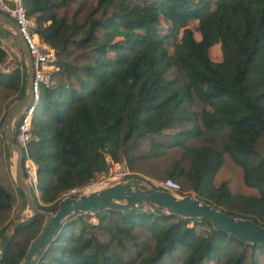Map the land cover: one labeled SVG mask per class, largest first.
<instances>
[{"label": "trees", "instance_id": "obj_1", "mask_svg": "<svg viewBox=\"0 0 264 264\" xmlns=\"http://www.w3.org/2000/svg\"><path fill=\"white\" fill-rule=\"evenodd\" d=\"M23 5L57 67L53 84L40 90L25 146L36 167L30 190L38 209L54 212L63 191L125 161L131 171L170 179L180 193L264 226V0ZM214 44L219 61L208 56ZM24 69L0 72V122L24 93ZM34 191L49 205L38 204ZM16 207H24L23 193L0 129V236ZM42 221L36 214L13 226L0 264H19ZM190 223L149 209L77 215L36 264H264V243L240 241L207 221L198 222L210 227L201 235Z\"/></svg>", "mask_w": 264, "mask_h": 264}, {"label": "water", "instance_id": "obj_2", "mask_svg": "<svg viewBox=\"0 0 264 264\" xmlns=\"http://www.w3.org/2000/svg\"><path fill=\"white\" fill-rule=\"evenodd\" d=\"M0 27L6 29L19 49L24 63V93L13 100L5 109L0 122L3 135L6 161L14 186L23 193L24 207L9 223L0 236V252L13 226L26 220L28 216L42 215L43 221L37 234L29 241L19 264H36L47 246L56 237L62 226L69 220L81 214H95L102 210H118L129 213L133 210H146L156 214H174L197 222L207 221L215 231L250 244L264 243V226L248 218L234 217L205 203L191 194L175 195L166 190L151 188L145 182L128 178L77 197L66 196L57 202L54 212H47L36 207L30 186L21 169V150L13 139V126L30 101L31 66L26 46L21 39L15 23L9 17L0 13ZM38 101L35 104L37 106ZM29 216V217H30Z\"/></svg>", "mask_w": 264, "mask_h": 264}, {"label": "built area", "instance_id": "obj_3", "mask_svg": "<svg viewBox=\"0 0 264 264\" xmlns=\"http://www.w3.org/2000/svg\"><path fill=\"white\" fill-rule=\"evenodd\" d=\"M0 13L12 19L17 27V31L23 40L31 66V80H30V101L23 108L13 126V139L21 150L22 173L29 184L35 187L36 184V167L34 162L27 156L25 146L31 137L32 118L35 109V104L38 101L41 88H48L53 84L52 71L56 70L55 65V51L48 46L34 31L33 21L27 17L23 5V0H0ZM0 49L4 56L0 61V72L8 73L13 70H22V59L19 49L16 44L1 41ZM106 160H108L106 158ZM127 177L139 179L151 188L158 190H166L175 195H183L180 193L179 185L170 179H153L131 171L125 161L119 163H109L106 171L95 172L92 177L84 183L73 186L60 195V198L70 196L77 197L80 194L90 193L100 190L111 184L122 182ZM128 179V178H127ZM203 225L201 229L203 232H197L205 235L210 227L206 223H199ZM205 226V228H204Z\"/></svg>", "mask_w": 264, "mask_h": 264}, {"label": "rangeland", "instance_id": "obj_4", "mask_svg": "<svg viewBox=\"0 0 264 264\" xmlns=\"http://www.w3.org/2000/svg\"><path fill=\"white\" fill-rule=\"evenodd\" d=\"M147 1H150V0H147ZM187 26L192 30V34H193L194 38L195 39H199L198 32L196 31V28H195L196 27V20H190ZM5 30L6 29H4L3 27H0V44H1V41L10 42L12 44H15L13 38L9 35L8 31H5ZM20 56H21V53H20ZM208 56H209V58L212 61H219L221 59V54H220V50H219V45L218 44H214V45H212L209 48V50H208ZM21 59H22V64L24 65L22 56H21ZM127 178H131V177H127ZM34 194H35L36 198L38 199L37 200L38 204H40L42 206L49 205V203H42L39 200V198H38V192L37 191H34ZM21 210H22L21 208L19 209V208L16 207L15 208V213H13L12 219L17 214H19L21 212ZM22 213L27 215V217H25L26 219L30 216V215L28 216V214L26 212H22ZM90 215H93V214H90ZM89 220L91 222H94L95 221V219L93 217H89ZM194 222H196V223H190V226L195 227V229H196L197 232L202 233L203 231L201 229H199V228H201L203 225L199 224L197 221H194ZM204 228H205V226H204Z\"/></svg>", "mask_w": 264, "mask_h": 264}]
</instances>
